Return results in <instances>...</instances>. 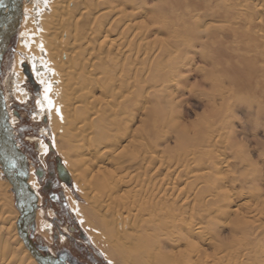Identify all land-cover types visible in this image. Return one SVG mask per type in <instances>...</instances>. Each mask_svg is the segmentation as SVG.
Here are the masks:
<instances>
[{
	"label": "bare ground",
	"instance_id": "obj_1",
	"mask_svg": "<svg viewBox=\"0 0 264 264\" xmlns=\"http://www.w3.org/2000/svg\"><path fill=\"white\" fill-rule=\"evenodd\" d=\"M21 8L26 17L22 27L26 34L23 31L24 41L19 50L28 54L26 56L32 65L31 69H27L29 76H25L30 81L41 80L43 84V98L39 104L50 106L53 136L50 145L57 154L64 185L70 186L73 179L88 202L86 207L74 203L73 206L90 226V238L104 247L119 264H252L254 259L250 260L251 257L244 254L243 244V250L238 254H232V248L251 238L250 233H254L257 221H260L258 226L264 229L263 198L259 205L246 202L232 210H221L226 215L224 218L228 219L225 222L229 230L213 235V239L208 237L202 246L198 243L199 223L182 224L178 219L180 214L177 218V213L173 211L177 212L175 208L172 212L164 208L162 193L169 189V184L163 189V182L167 178L163 182L162 177L155 178L154 182L151 179L152 175L162 173L161 170L168 175L181 172L185 164L181 153L185 156V147L189 142L202 143L213 137V122L226 112L224 109L229 105V98L230 101L233 97L235 102L254 105L257 113L264 117V0H146L143 3L137 0H32L30 4H22ZM155 32L162 36L155 35L153 39L146 40ZM103 46L113 49L117 55L110 51L101 54ZM135 48L132 57H122L123 53ZM164 56L170 58L164 61ZM84 57L92 60L91 63L80 61ZM144 58L155 60V66L136 68L137 62ZM17 66L14 71L18 73L19 64ZM172 69L176 71L172 72ZM22 72L25 73L24 70ZM21 74L17 84L23 81ZM172 75L178 76V80ZM149 76L160 87L149 84L138 86L142 79ZM53 81L55 85H52ZM175 83L181 85L177 93L170 90ZM155 87L159 90L152 94L148 92L151 91L149 88ZM195 88L209 96L202 94L204 99L207 98L201 104L200 113H203L204 119L198 116L200 119L188 120V117L182 121L181 114L188 116V111L181 113L182 110L177 109L178 104L185 102L189 92ZM15 90L20 94L18 98L26 100L28 94L24 90L18 85ZM216 97L217 100L220 98L219 102ZM228 113L231 112L219 121L227 123L225 119L228 118L225 117ZM220 128L224 129L223 126ZM234 132L230 130L228 135L225 134L232 139ZM221 134H216L218 142H214V147L222 146L226 151L229 148L236 155L237 148L241 149L242 144L238 146L235 143L237 139L223 140ZM112 136L110 146L107 140ZM3 137L0 133V147L6 151L9 141ZM46 145L41 146L42 151L46 150ZM245 145L243 147L246 148ZM197 155L194 154L192 160ZM200 157L204 159V156ZM213 159L218 160V154L208 151L207 163ZM245 160L233 161L228 169L236 171L243 167L241 172L245 176L250 172L248 178H252L256 191L264 192L261 172L259 176L257 172H251V168L246 166L249 167L248 162L253 159L249 157ZM197 161L196 165L200 163V160ZM199 175L197 180L201 183L198 182V185L205 187L207 192L211 191V186L206 183L211 173L207 178L203 171H199ZM219 180L220 184L214 182L216 187L221 188L225 181L223 178ZM26 181L28 183L24 182L23 190L28 193V205L23 212L18 208L17 211L12 210V216H8L11 225L2 226L0 235H9L12 243L19 248L21 257L14 255V258L11 253L10 260L20 258L27 259L30 264H39L19 235L23 229L19 222L28 217L32 199L37 198V203L40 202L34 175ZM0 184L3 189L13 186L10 181V185L7 182ZM173 184L169 189L173 200L182 199V203L190 200L193 207L199 206V211L202 208L200 205L206 207L219 202L213 193L199 195L201 192L198 193V190L191 193L188 189L186 194L179 184ZM218 191L223 193L220 189ZM15 196L13 194L14 199ZM22 198L23 195L19 202L24 209ZM169 199L172 201V198ZM226 200L229 201L227 197ZM9 201L11 205V195ZM43 214V210H37L36 227L38 231L51 233V224L43 222ZM208 217L215 221L214 216L211 218L209 214ZM32 220L27 225V235ZM28 237L35 245L33 238ZM47 248L51 253L49 246ZM1 261L0 264L3 263ZM26 261L23 263L26 264Z\"/></svg>",
	"mask_w": 264,
	"mask_h": 264
},
{
	"label": "rangeland",
	"instance_id": "obj_2",
	"mask_svg": "<svg viewBox=\"0 0 264 264\" xmlns=\"http://www.w3.org/2000/svg\"><path fill=\"white\" fill-rule=\"evenodd\" d=\"M31 1L32 0H23V4H30ZM137 1L139 3L146 2V0H137ZM20 10H22V8ZM20 16H21V17H19L20 18V23H19V26L17 28V32H16V36H15V40L16 41H14V43L12 45V53H11V56L9 57V60H8V64H9V70L7 69L8 70V74L5 73V74H7V76H5L4 78H2L0 80V88H1V91H2V95H3V98H4L5 104L10 105L12 103H17V102L18 103L26 102V103L21 104V107H22L23 110H28V113H29V116H30V121L34 122V124H33L34 129L44 133V140H49L50 143H52V137L53 136H52V130H51V127H50V120H49V118H50L49 116H50V113H51L50 106L48 107V106H46V104H44V106L39 104V100L43 98L42 97V94H43V86L42 85L43 84H42L41 80L40 81H38V80L32 81V82H34L35 85H37V88L34 89V87H32L31 85H27L26 84V76H28V75H26L25 73L23 74V72H22V70H23V65L22 64L23 63L25 65V68H28V69H31L32 65H31V63H30V61L28 59V56H26L28 54H26V52H21L22 50H19V46L24 41V39H23L24 37L22 36L23 35L22 34L23 31L25 33V30L22 29L23 22H24L23 20L26 19L24 10H23V13H22V11H20ZM143 17L144 16H142L141 19ZM37 27H39V26H37ZM35 28H36V26H35ZM154 31H157V30L155 29ZM73 32H74L73 31V27H71V34ZM102 33H104V30H103ZM105 33H107V29H106ZM155 35L162 36L161 33L157 34L155 32L154 34L151 33L149 36H147L146 40L153 39L155 37ZM95 46H96V44H95ZM108 51H110L111 54H113V55H117L116 51H114L113 49H109L108 46H103V48L101 49L100 53L101 54H105ZM135 51H136V48L134 50H132L131 52H129V53H123L122 57L124 58L127 55L132 57L134 55ZM169 58H170L169 56H167V57L164 56L162 59H164V61H165V59H169ZM162 59H161V61H162ZM81 60L82 61H86L88 64H90L91 61H92V60L86 59L85 57L83 59H80V61ZM154 61L155 60H151L150 58H144L139 63L137 62L136 68H139V67H144V68L150 67V68H152V67L155 66L154 64H156L155 63L156 61L155 62ZM18 64H19V70L21 71V72L18 71V73L20 72L19 74L16 71H14V70H16L18 68V66H17ZM15 67H16V69H15ZM152 70H150V71L152 72ZM175 71H176V69H174V71L172 69V72H175ZM16 73H17V75H16ZM20 74L24 76L23 77V81H22L23 83L21 82L20 84H17V82H19V80H20V76H19ZM172 78L178 80L177 79L178 76L172 75ZM173 80H171L172 83L176 82V80L175 81H173ZM55 84H56L55 81H53L52 85H55ZM139 84L140 85H138V86H144L145 84H147V85L149 84V86H151V87H153L154 85L160 87L159 83L155 82V79H153L152 76H149L146 79H142V81L139 82ZM175 84H173V86H171L172 89L170 88V90L173 91L174 93H177V91L179 92L181 90V87H180L181 85H179V84L177 85L176 84V87H175ZM17 85H18V87L20 89L24 90L28 94V97L26 98V100H21L20 98H18L20 94L18 93L19 94L18 95L16 90H15V86H17ZM149 89H151V91L148 90V92L151 93V94L153 92L159 90L158 88H156V89L149 88ZM50 91H51V93L53 92V90H50ZM200 92L201 91H199V88H195L194 90L189 92L190 96L186 99L185 102L180 103V105L178 104V107L176 106L177 109L182 110L181 113L184 112L185 110L188 111V116L186 115L185 117H183L184 115L181 114V116L183 118L182 121H185V119L187 120L188 117H189L188 120H192V119L194 120V119H200V118L204 119V116L202 115L203 113L202 114L200 113L202 111V105L201 104H202L203 100H204L203 103H205V100H207V98L204 99L203 95H202V94H206L205 91L204 92L202 91L203 92L202 94ZM206 96L209 98V96L207 94H206ZM201 98H202V100H201ZM217 99L218 98L216 97V100ZM231 100L232 101H230V98H229V101H227V102H229V105H228L227 109H224L226 112H223V115L221 117H219L220 119L218 118L219 120H222V118L224 117L225 114H227V112H231L230 114L228 113L229 115L228 116L226 115V117H225V118H228V119H225V122H227V123H224V121H219V120H216V121L213 122L212 132H214V134H211V137L213 135V137H215V138L212 137L209 141H205V142H202V143H191V142H189L187 144V146L185 147V149H186L185 150L186 151L185 156L183 155V153H181L182 157H184V159H185V161H183V162H185V164H184V167H182L181 172H179L178 175H175V174L174 175L173 174L168 175V174H165L164 170H161L160 172H162V173H160V174L161 175L163 174L162 176L160 174L159 175H152V179H151L152 182H154L155 178L159 179L160 177H162L160 179L163 182L167 178L165 180L166 182H163V184L165 183V185H163V189H164V187L166 185L168 186V184H169L168 188L170 189L171 188L170 184L174 185L173 183H175V184H179L180 185V186L179 185L178 186L181 187L184 190V193L188 189L190 190L191 193L193 191L196 192V190H198V193L201 192V194H199V195H202L203 193L207 194V195H208V193H213V195H214V197H216V199L219 198L218 199L219 202H216V203L212 204L213 206L212 205H207L206 207L205 206L203 207V206L200 205V208L202 207L200 209V211L203 210L205 212V213H203L201 211L202 212L201 213L199 211V206L195 205L193 207L192 201H190V200H187L186 203H182V199L181 200L178 199L177 201H174L173 200L174 197L170 196V191L171 190L169 191V189H167L164 193H162L163 197L162 196L161 197H162V200H163V203H164V208L166 210H170L171 212L175 208L177 210V212L175 210H173V211L175 213H177V218L179 217V214H180L181 219H180V217L178 218L180 223L189 224V225L195 224L196 222L199 223V224H197V227H198V231H197L198 232V243H199V245H202V246L204 244L203 241L207 242L208 237L212 238L213 235L215 236V234H217V233L218 234H222L224 231L229 230V228H228V226L226 225V222H225V221L228 222V219L227 220L225 219L226 215L222 214L221 210H223V211L229 210V209L232 210V209L237 208L236 205L239 206L241 203H246V202L248 204H251V205L254 204V203L259 205V204H261L260 202H262V198L264 199V194L262 195V193H264V192H261V191L257 192L256 191V187L253 186L255 184L253 183L252 178L249 177L251 180L248 178V175L251 176L249 171H248V174H246V176H245V175H243V172H241L244 169L243 167L241 169L239 167L238 170H236V171L233 168L232 169L229 168L230 170L228 169L229 164L232 163L233 161H236L238 159L240 161L242 160V161L245 162L246 161L245 159L250 157L255 162L253 160L248 162L250 164V166L249 167L246 166V168H251V172H257L258 176L262 174V177L261 176L260 177L264 179V117L257 113V110H255L253 108L254 105H252L250 103H249L250 104L249 105L248 103L235 102L233 97L231 98ZM217 101L219 102L220 98ZM187 106H189V108ZM229 107H230V109L232 108L233 110L232 109L229 110ZM41 117H44L45 119L47 118L46 119V123H41V122L40 123L39 122L35 123L37 121L35 119L36 118L39 119ZM179 117H180V115H179ZM208 120H210V119H208ZM30 121H29V123H30ZM125 121H126V118H125ZM219 123H221V126L219 125ZM224 124H225V126H224ZM262 124H263V126H262ZM217 126H220V127L223 126L224 129H222L220 127L217 128ZM225 127H227V129H225ZM220 129H221V131H220ZM230 130H232V132L235 131L234 132L235 135H232L233 136L232 139H230L228 136H226L227 133L229 134ZM218 131H220V132H218ZM215 132H217V133H215ZM225 132H226V134H225ZM220 133H222L221 134V138H223V140H224V138L225 139L228 138L230 141H235L237 139V141H235V143H238V146H241V144H242L241 149L237 148V153H239V154L236 153L237 156L235 154L233 155L230 152L229 148H227V147L226 148H227L228 151H226V149H224L222 146L221 147L220 146H215L214 147V142H218V140H216L217 139L216 136H218V135H216V134H220ZM167 134L168 133L166 132V135ZM41 138H42V136H37L36 140L38 142H40V141H42ZM112 140H113V136L110 137L109 140H107L108 141L107 142L108 145H110V146L112 145ZM245 144H247V145H245ZM43 145L44 144L40 145L41 150H42L41 146H43ZM169 145L171 146L172 143H169ZM243 145H245L247 147L245 148V147H243ZM197 147H199V148H197ZM213 147H214V149H213ZM216 147H219V148H216ZM192 149H193V151H190ZM222 149H224V151ZM208 151H210L212 153H215L216 155L218 154V158L219 159L218 160H214L213 159L214 162L212 160L211 163H209V162L207 163V161H206V153ZM167 153H168V151H167ZM194 154H196V155L199 154V155L194 157L195 159L192 160ZM55 155H57V154L55 153ZM200 156H204V159H202V157H200ZM166 157L167 156L164 155L165 159H166ZM228 157L229 158L232 157V158L227 160L226 158H228ZM235 158H237V159L235 160ZM255 158H256V160H255ZM60 159L63 162L61 157H60ZM169 159H170V155H169ZM223 159H225V160H223ZM188 160L191 161V163ZM197 160H200V163L198 164L199 166L195 164V163H198ZM219 160H221V162ZM170 162H172V161L170 160ZM224 162L228 166L225 165ZM222 166H223V168L225 167L224 171H222ZM214 167L216 169H214ZM259 169H260V171H259ZM196 171H198V172H196ZM199 171H203V173H206V175L204 176L206 178L211 173V175H212L211 177L213 179L211 177L207 178V182L206 181L205 182L209 183L208 186L209 187L211 186L210 189H212L213 191L209 190L207 192L205 187H201V186L198 185L199 184L198 182L201 183V181L197 180V176H200L199 175ZM260 172H261V174H260ZM192 173H194V175ZM195 175H196V177H195ZM217 175H218V178H219V176H221L219 179L223 178L224 181H225V182H223V187L221 186V188L216 187V185H217L216 183L220 182V180L217 178ZM206 178H205V180H206ZM189 179H191V180L189 181ZM183 181H185V182H183ZM243 181H244V184L242 183ZM250 181H251V184L249 183ZM3 182H7L9 184V180L6 178V176H4L2 168L0 167V183H3ZM184 183H185V185H184ZM215 187L218 188V189H216ZM248 187H249V189H248ZM219 189L223 193H221V192L219 193V191H218ZM218 193H219V195H218ZM254 193H256V194L253 195ZM13 194L14 193L12 191L11 186H9L7 189H3L1 187V184H0V225H1L0 229L2 228V226L8 227V226L11 225L9 223L8 216H12V215H10V214H13L12 210H16V211L18 210L17 206H16L15 199L13 197ZM63 194H64L66 206H67L66 207L67 210L65 211V213H66L67 216H68L69 213L72 216H71V221L70 222H68L69 220L68 221L65 220L64 221L65 223L58 225V226H60L61 230L59 229L58 226L54 227V230H57L56 233L62 235V234H64L62 232V230H70V228L68 229L67 226H66L67 223L69 224V226L71 225L72 227L75 225L82 232V234H84V236L86 237V241H84V242L86 244V247H88L89 250H90V251H88V253L96 262H98L99 264H119V262L117 261V259L114 256H111L109 253H107V251H105L104 247H102L99 243H96L92 238H90L91 237V234H89V232H90L89 227L90 226L88 227L86 225V223L84 222V219L82 217L83 215L79 212L78 209H76L73 206V203H74V204H78L79 206L81 205V206L86 207L88 202H86L87 201L86 198L84 199L83 195H81V193L79 191V188L74 183L73 179H71V185L70 186H67V185L63 186ZM186 194H188V192H186ZM223 194H224L225 198L224 197L221 198V196H223ZM10 195L12 197L11 205H10V201H9V196ZM37 195H38V193H37ZM39 197H40V195L38 196V198ZM226 197H227V199H229V201L226 200ZM169 198H172V201H170L171 199H169ZM237 198H239V200ZM167 199H168V201H167ZM257 199H260L261 201L257 200ZM218 200H216V201H218ZM227 203H228V205H227ZM229 206H231V207H229ZM39 207H40V210H42L41 206H39ZM44 207H45L44 210H46V211H43L44 212V214H43L44 220L42 218L41 219L43 220V222H45V221L48 222L49 221V223L51 224L50 217H52L54 215V212H55V211L51 210V208H53V206L52 205H48V203H47V204H44ZM207 207H210V209H212V210H209ZM226 207H227V209H226ZM203 208H207L208 210L207 209L205 210ZM218 208H219V210H218ZM49 212H51V215L49 214ZM1 214L4 215V216H2ZM209 214L211 215V218H212V216H214L215 221H211V219L208 217ZM207 218L210 219L208 222L206 221ZM197 219H198V221H197ZM181 220H183V221H181ZM199 220H201V222ZM259 220H261V218ZM259 222L260 221H257L256 228L253 229L254 233L253 234L250 233V237L251 238L248 240L250 242H248L246 240H243L242 242L239 243V244H241L240 246H238V247L234 246L232 248V251H234V252H232V254H235V252L237 253V252H239V251L244 249V251H245L244 254H246L248 258L251 257L250 260L252 258L254 259V262L252 260V264L253 263L254 264H264V229L262 227L258 226ZM208 223H211V224L208 225ZM56 227H57V229H55ZM258 231H260V232H258ZM39 234H40L39 238H37L38 243L42 244V246L43 245L49 246V249L51 250V252H52V248L53 247H55L56 249H59L61 247L63 249H65V246L67 245L64 242L63 243L59 242L58 239H57V243H55L54 240L52 239L51 233L46 231V230H44V231L43 230H39ZM207 234H209V235H207ZM205 238H206V240H204ZM92 241L95 242V244ZM6 243H7V247L5 246ZM9 243H12V241L9 238V235H7V236L6 235H4V236L0 235V261L1 260L3 261L2 264H6L7 262H8V264H21V262L25 263V261L27 259L26 260L25 259L19 260L20 258H16V259H18V261L16 259H14V261L10 260L11 257H12V256H10L11 253H12L13 256L14 255L16 256V255H19L20 251L17 250V249H19L18 247H16L17 245H15L13 243L12 244H9ZM242 244L245 246L243 249H242ZM4 246H5V248H4ZM8 246H9V248H8ZM206 246L207 245H204V247H206ZM11 250L12 251L15 250L13 252H16V253L13 254V252ZM2 252H5L6 254H4ZM251 252H252V254H251ZM253 252L256 253L257 255L255 256V254ZM9 256H10V258H8L9 259L8 260L7 257H9ZM15 256H14V258H15ZM19 256L21 257V255H19ZM3 257H4V259H3ZM26 264H30L29 261H26Z\"/></svg>",
	"mask_w": 264,
	"mask_h": 264
},
{
	"label": "flooded vegetation",
	"instance_id": "obj_3",
	"mask_svg": "<svg viewBox=\"0 0 264 264\" xmlns=\"http://www.w3.org/2000/svg\"><path fill=\"white\" fill-rule=\"evenodd\" d=\"M22 4L23 0H0V47L4 49L0 57V80L8 74V60L12 53V45L14 41H16L15 36L20 23L19 17ZM22 65L24 72H28V68H25L24 63ZM26 84L31 85L34 89L37 88V85L28 80V77H26ZM23 103L26 102L6 105L0 88V133L5 136L3 137L4 139L7 138L9 141L7 143L9 148H6V151H3L0 147V167L6 178L11 180L15 184V187L21 191V196L23 195L22 201L25 203L24 209H26L28 205V197H26L28 193L23 190L24 182H27L26 180L33 174L38 183L37 192L40 195V202L37 203V198L32 199L34 212L32 211L33 220L28 235L31 239L33 238L34 243H36L35 245L42 246V244L37 241L40 234L36 227L35 216L37 210L40 209L39 206H41L43 211H46L44 210V204L48 203V205L53 206L51 210L55 211L54 215L50 217L52 239L55 243H57L58 239L59 242L67 244L65 249L62 247L59 249L53 247L51 252L53 256H62L65 264H99L89 255L88 251L90 250L86 247L84 242L86 241V237L77 226L74 225L72 227L67 223L66 226L68 229L70 228V230H62L65 234L64 236L57 234V230H54L55 226L65 223V220H69L68 222L71 221L72 215L69 213L67 216L65 213L67 210L63 194V186L65 183L62 178L63 175L59 170L58 158L50 145V141L44 140V133L34 129V122L30 121L28 110H23L21 107ZM35 120H37L35 123H46L44 117L39 119L36 118ZM37 136H42V141L38 142L36 140ZM41 144L48 145H46L45 151L41 150ZM16 168L21 172V175L17 174ZM15 187L12 186L14 195H16ZM15 202L17 205L16 196ZM58 227L61 230L60 226ZM55 229H57V227ZM40 251L45 253L44 250Z\"/></svg>",
	"mask_w": 264,
	"mask_h": 264
},
{
	"label": "water",
	"instance_id": "obj_4",
	"mask_svg": "<svg viewBox=\"0 0 264 264\" xmlns=\"http://www.w3.org/2000/svg\"><path fill=\"white\" fill-rule=\"evenodd\" d=\"M3 51H4V49L2 47L1 50H0V57H1V53ZM25 74L29 76V73L27 71H25ZM9 181L15 187V184L11 180H9ZM15 193H16V199H17V208L19 209L20 212H23L25 209H23L21 207V205H20L21 201L19 202L20 196H21V191L15 187ZM32 211H33V205L28 210V217L26 218V220L24 222H19V223H21V227L23 228V229H21V232L19 231V235L22 237L23 242L25 243L26 247L35 256L36 261L39 264H65L64 263V258L62 256H56V257L53 256V254H51L48 251V248H47L46 245L36 246L29 239L26 230L28 229L27 225H29L30 221L32 220ZM18 227H20V226L18 225ZM40 250H44L45 253H41Z\"/></svg>",
	"mask_w": 264,
	"mask_h": 264
}]
</instances>
